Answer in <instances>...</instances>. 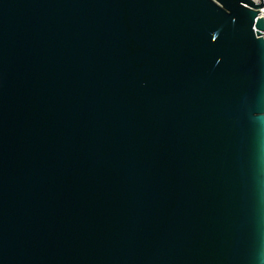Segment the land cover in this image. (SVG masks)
Listing matches in <instances>:
<instances>
[{
  "label": "water",
  "instance_id": "water-1",
  "mask_svg": "<svg viewBox=\"0 0 264 264\" xmlns=\"http://www.w3.org/2000/svg\"><path fill=\"white\" fill-rule=\"evenodd\" d=\"M264 0H0V264H264Z\"/></svg>",
  "mask_w": 264,
  "mask_h": 264
},
{
  "label": "built area",
  "instance_id": "built-area-1",
  "mask_svg": "<svg viewBox=\"0 0 264 264\" xmlns=\"http://www.w3.org/2000/svg\"><path fill=\"white\" fill-rule=\"evenodd\" d=\"M253 1L254 3H258L259 0H251ZM256 11H258V13L260 14L261 18H262V21L264 23V7H257V8H254Z\"/></svg>",
  "mask_w": 264,
  "mask_h": 264
}]
</instances>
